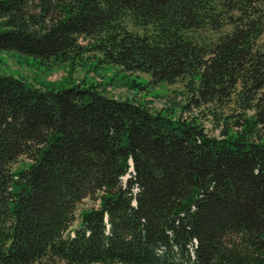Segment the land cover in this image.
Wrapping results in <instances>:
<instances>
[{"label":"trees","instance_id":"obj_1","mask_svg":"<svg viewBox=\"0 0 264 264\" xmlns=\"http://www.w3.org/2000/svg\"><path fill=\"white\" fill-rule=\"evenodd\" d=\"M7 51L190 78L192 104L239 112L211 136L97 84L0 75V264H264V0H0Z\"/></svg>","mask_w":264,"mask_h":264},{"label":"rangeland","instance_id":"obj_2","mask_svg":"<svg viewBox=\"0 0 264 264\" xmlns=\"http://www.w3.org/2000/svg\"><path fill=\"white\" fill-rule=\"evenodd\" d=\"M80 42L86 43L84 39H81ZM98 57V54L88 52L84 55L83 60L95 63ZM116 73L117 68L114 67L89 71L79 59L77 64L71 67L70 62H56L54 59L43 61L42 58L26 56L16 51L0 52V75L21 78L29 85L43 88L65 89L79 83L97 84L110 97L131 99L138 104L146 105L153 111H170L174 117L196 119L211 136H220L227 127L226 121L230 120L231 122V119L236 118L239 112L232 103L203 106L192 104L190 98L193 93L189 91L187 85L190 78L179 80L173 84L163 82L153 85L149 84L151 80L149 75L137 72L129 74V82L135 80L138 83H144V87L132 88L129 82H114L112 84L111 78ZM120 75L122 76V73ZM229 126H232V123ZM24 163H28L26 157L19 160L14 166V170L20 168ZM127 178L126 176L124 180L126 181ZM88 204L91 205V201H85L82 207ZM78 226L79 218L71 227L69 234Z\"/></svg>","mask_w":264,"mask_h":264}]
</instances>
